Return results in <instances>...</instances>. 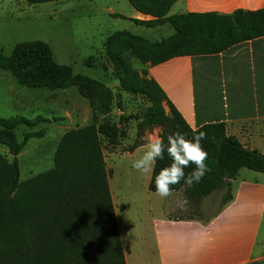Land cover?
Instances as JSON below:
<instances>
[{
  "label": "trees",
  "instance_id": "16d2710c",
  "mask_svg": "<svg viewBox=\"0 0 264 264\" xmlns=\"http://www.w3.org/2000/svg\"><path fill=\"white\" fill-rule=\"evenodd\" d=\"M50 1L26 0L29 5ZM175 1L127 0L136 12L150 17L131 19L134 24L148 28L169 24L173 29L160 41L139 39L140 47H130L141 64L154 66L175 57L217 54L264 36V9L236 10L228 15L208 12L168 16ZM120 36L131 37L118 33L106 45L119 89L149 104L141 116L130 117L136 136L128 150L143 145L144 134L154 128L165 136L179 131L191 139L193 129L159 85L147 77V71L133 70L124 55L113 53ZM0 69L10 71L14 80L27 88L55 91L76 86L90 108L102 114L110 110L113 101V94L102 82L74 75L70 67L56 63L49 46L41 41L17 43L9 57L0 53ZM40 121L0 118V145L12 157L9 161L0 154V264H125L103 155L104 145L115 149L121 144L124 127L92 114L90 123L60 136L53 168L20 182L16 157L27 137H41L44 131L30 133L22 142L17 141L14 131L21 125L35 127ZM197 129L205 133L201 147L208 154L205 163L209 172L190 188L183 181L172 187L182 190L185 200L195 208L203 198L226 187L221 199V205H225L232 198L230 181L242 169L264 174V155L243 147L227 134L224 123ZM169 163L167 154L157 160L148 184L150 192L156 193L152 177ZM192 168L190 164L185 174Z\"/></svg>",
  "mask_w": 264,
  "mask_h": 264
},
{
  "label": "rangeland",
  "instance_id": "374dc122",
  "mask_svg": "<svg viewBox=\"0 0 264 264\" xmlns=\"http://www.w3.org/2000/svg\"><path fill=\"white\" fill-rule=\"evenodd\" d=\"M130 9L126 0H53L34 5L27 4L26 0H0V53L3 57H9L17 43L44 42L56 63L70 67L74 75L102 82L113 94L110 110L102 114L90 108L88 100L79 96L76 86L55 91L27 88L19 85L10 71L0 69V118L42 120L32 128L19 126L14 131L18 142L30 133L44 131L41 137H27L16 157L19 181L53 168V155L60 136L68 126L73 127V123L82 124L84 117L80 115L86 114L88 123L92 114L99 120L121 123L124 127L121 144L115 149L104 145L103 155L122 235L131 229H149L153 218L168 211H172L170 216L174 218L206 217L220 208L225 194V189L216 190L203 198L197 208L189 203L180 206L178 202L185 200L182 190L161 198L148 190L151 175H142L131 168L132 160L143 150L133 158L119 153L132 145L127 135H133L134 129L132 126L130 129L127 118L133 121V117L141 116L149 104L138 96L120 91L106 51L109 38L122 32L131 36L118 37L119 44L113 53L124 55L133 70L140 72L144 65L134 57L130 47H140V40L157 42L173 33L169 24L154 28L134 24L127 18ZM0 154L11 161L3 145H0ZM245 173L250 172L243 169L238 175L242 177ZM172 197L176 207L170 201Z\"/></svg>",
  "mask_w": 264,
  "mask_h": 264
},
{
  "label": "crops",
  "instance_id": "0c3cea01",
  "mask_svg": "<svg viewBox=\"0 0 264 264\" xmlns=\"http://www.w3.org/2000/svg\"><path fill=\"white\" fill-rule=\"evenodd\" d=\"M130 8L128 19H150ZM263 9L264 0H176L168 16ZM142 69L191 129L224 123L228 135L264 155V36L217 54L175 57ZM82 116V124L71 122L73 127L66 129L87 125ZM135 136V130L127 135L131 144ZM143 140L144 145L147 135ZM143 145L119 153L133 158ZM248 171L230 181L232 198L216 212L174 218L168 211L153 218L149 229L124 235L112 200L125 264H264V174ZM170 201L176 207L173 197Z\"/></svg>",
  "mask_w": 264,
  "mask_h": 264
},
{
  "label": "clouds",
  "instance_id": "9594fccd",
  "mask_svg": "<svg viewBox=\"0 0 264 264\" xmlns=\"http://www.w3.org/2000/svg\"><path fill=\"white\" fill-rule=\"evenodd\" d=\"M191 139L185 133L176 131L162 135L159 128L152 129L147 135L143 145V152L138 158L132 160L131 168L140 174H149L154 171L157 160H163L165 154L170 161L152 177L154 189L161 198H167L173 191L174 185L183 181L189 188L198 184L209 168L205 163L207 152L201 147L205 133L193 128ZM193 165L192 170L186 175L185 169ZM180 206L186 205L187 200L178 202Z\"/></svg>",
  "mask_w": 264,
  "mask_h": 264
}]
</instances>
